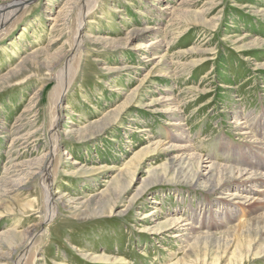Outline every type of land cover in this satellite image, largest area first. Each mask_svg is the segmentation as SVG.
I'll return each mask as SVG.
<instances>
[{"label":"rangeland","instance_id":"obj_1","mask_svg":"<svg viewBox=\"0 0 264 264\" xmlns=\"http://www.w3.org/2000/svg\"><path fill=\"white\" fill-rule=\"evenodd\" d=\"M80 1L19 2L1 17L0 264L29 246V264H264L263 203L226 206L233 181L211 191L173 147L264 174V0H93L53 128ZM48 158L62 202L40 224ZM260 182L241 194L264 199ZM191 210L218 227L172 237L170 220Z\"/></svg>","mask_w":264,"mask_h":264},{"label":"bare ground","instance_id":"obj_2","mask_svg":"<svg viewBox=\"0 0 264 264\" xmlns=\"http://www.w3.org/2000/svg\"><path fill=\"white\" fill-rule=\"evenodd\" d=\"M14 1L16 2L17 0H14ZM28 1L29 0H18V4L16 3V5H14L15 4V2H14V3H9L6 5L0 6V22H1L2 16H4L5 18H8L11 14L10 12H14V11L16 12L18 9H20L22 7L21 4H25ZM19 2L21 4H19ZM80 2L82 3V5H80L81 7L79 8V11L76 15L77 27H76V31L73 33V44H74L73 54H71L68 57V59L66 60V65L61 69V73H60L59 79L57 81V85L54 87V89L52 90V94H51V105H52L51 120H52L53 128L57 125V122H58V116H57L56 110L59 108L61 96L65 93V91L67 90L68 86L71 83V80L73 79V77L75 75L76 70L73 69V65H72L73 61L75 60L76 55L81 50V46L84 45V43H85L84 42L85 36L83 34L80 35L79 29L82 27V25L84 23L83 17L90 10V7L94 3L93 0H81ZM91 3H92V5H91ZM154 45H155L154 43H150L148 46H146V49H150ZM173 112H176L175 109L173 110ZM176 124L179 125L178 123H176ZM176 124H174V125H176ZM238 125L241 126L240 130H242L243 135L247 136L250 134L249 131H245V129H247V128H246V125H243V122L238 123ZM168 139L173 140V141L176 139V141L179 143L183 142L185 140L184 137H180L177 139L173 134L168 136ZM187 140L188 139H186V141ZM252 142L255 143L256 145L258 144V141L256 139H255V141H252ZM58 144H59L58 134L55 131L54 133L51 134V145H50L51 147L49 150L51 152L50 158H52V159L55 156V153L57 152ZM154 144H159V143H154ZM173 147L176 150L183 151V153H186V152L189 153V155L185 154V157H187L188 159L198 160L200 167L202 169L201 170L202 176H204V178H205L204 184L214 186V187H212L211 191L215 192L217 189L221 188L220 185L228 184V182L230 183L231 181H233V184L230 186V188H227V191H228L227 196L229 198H231L232 200L228 199L226 206H231L232 201H234L235 203L239 202V205L242 204V205H247L249 207H251L254 204V201H260V203L261 204L263 203L262 205H264V199L257 200V199H253V197L249 198V197L241 194L242 192H244L243 189L248 191L246 189V187H248V186L254 187L257 184H259V181H261L260 183H264V174L248 173L246 170H240V169L234 170L233 168H231V166H224L221 164L209 163L210 161H208V160L207 161L202 160L200 155L198 156L195 153H191V151H194L195 149L192 146L187 145V144H185L183 146H173ZM50 158H48L47 163H46V167H45V169L41 175V177H42L41 183H42V187H43L44 191H46V196H45V212L43 213L42 220H41L40 224H42V223L44 224L48 221H52V219L54 218V216L56 215V212H57V204L54 201L56 200V201L62 202L60 197L53 200L54 196H53V193L51 191L52 181L50 179V173H49V171L52 170L51 165H52L53 160ZM15 166H17V165H15ZM215 187H217V188H215ZM262 188H264V187L262 186ZM229 189H231V190H229ZM262 192H264V189L255 190L254 193L258 195V193L260 194ZM252 193H253V191H252ZM260 196L264 197V194H260ZM222 208H226V207L223 205ZM223 211H225L224 213H226V212H230L231 209H228V210L224 209ZM226 214L228 215V213H226ZM234 215L235 214H232L230 216V219H233ZM182 216H184V214L183 215L178 214V218L172 219L168 223L170 225V228H172V229L177 228L180 230V231L178 230L179 231L178 233L176 232L177 234L174 233L175 234L174 236L171 235L174 238L186 236V235H188V231H191V230L196 231L197 229H200V228L207 229L211 226L216 227V228L218 227V223L216 224L213 221H211V222L206 221V222L200 223V221L198 219H195V214H194L193 210H191L190 213L188 214V219H185ZM212 219L214 220L213 217H212ZM191 224H193V225H191ZM242 225H245V223L238 224V226H242ZM194 231H192V232H194ZM151 234H153V233L151 232ZM34 236H35L34 234L27 233L26 235L23 236V238L24 239L27 238L28 239L27 243H28L30 240H32L34 238ZM30 248H31V246H29V248L27 247L22 252V254L19 255L15 264H29ZM260 253H261L260 255L264 256V247L260 251ZM95 260L101 261L102 258L98 257Z\"/></svg>","mask_w":264,"mask_h":264}]
</instances>
